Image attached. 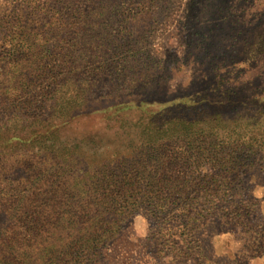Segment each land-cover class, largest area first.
<instances>
[{
  "label": "rangeland",
  "instance_id": "1",
  "mask_svg": "<svg viewBox=\"0 0 264 264\" xmlns=\"http://www.w3.org/2000/svg\"><path fill=\"white\" fill-rule=\"evenodd\" d=\"M41 84L37 117L11 115L64 124L57 152L0 147L2 246L33 264H264V0H0V103Z\"/></svg>",
  "mask_w": 264,
  "mask_h": 264
},
{
  "label": "trees",
  "instance_id": "2",
  "mask_svg": "<svg viewBox=\"0 0 264 264\" xmlns=\"http://www.w3.org/2000/svg\"><path fill=\"white\" fill-rule=\"evenodd\" d=\"M43 77H47L49 74L45 73V71H43V73L41 74ZM53 77V76H52ZM19 87V85H18ZM18 87L13 86H9L7 88V90L5 91H11L13 89H18ZM24 89L26 88V90L23 91H18L17 93L14 95H8L9 93L4 94L2 101L0 103L3 108H6L7 110H11L12 113H9L8 116L10 117L9 119L12 120V122L10 123V125H8L7 127H2L0 126V134L4 135V142L2 144H0L1 146H4L6 148H9L11 146H19L21 144H26L29 142H33L35 144H38L41 146V148H43L46 152H57V149L55 148V144L53 142H49L47 143L46 141L50 140L51 137L57 132V130H59L60 128H62L61 126H63V123H58V122H53L51 120H49L50 118H48L47 120H37L36 123L34 124H25V123H16L18 122V116H13L11 114L14 113H21L27 117H30L32 115L37 117V111L43 110V105L45 102H48L50 100H52L53 95L51 93H49V91L47 92H40L43 90L42 84L38 86L39 91H36V88H32L30 90V92L27 90V88H29L28 86H24ZM75 92L77 93V90L75 89ZM11 97L9 99V97ZM66 100H62L60 103H55L53 104V106H50V109L52 111H54L56 108L60 109V112L63 113L62 110H64V106L66 104ZM68 104V103H67ZM5 114H7V112H5ZM37 125L39 127L42 128H46V134L43 135V137L41 138L39 136V134L37 132H35V128L33 127V125ZM43 124V126H41ZM0 125L1 122H0ZM33 127V128H32ZM189 128L186 127V130H188ZM25 130V133H29L26 136H22L21 135V131ZM39 136V137H38ZM185 149L184 151L186 153H191V149H192V143L190 141H188L186 144H184ZM189 160L191 161V156L189 155ZM190 165V164H189ZM187 165V168H189L190 166ZM157 167H155L156 169ZM191 169H193L194 171L195 168L192 166L191 164ZM202 175L200 173V171H197V176ZM213 178L210 177V181H212ZM209 181V182H210ZM146 187H158V184L155 183L154 185H151V183H148ZM136 188L141 189V186H136ZM164 189V188H161ZM160 189V190H161ZM159 190V191H160ZM0 264H33V260H31V257L29 254L26 253V248L25 247H19L17 246L15 243H9L8 246H2L0 243Z\"/></svg>",
  "mask_w": 264,
  "mask_h": 264
}]
</instances>
